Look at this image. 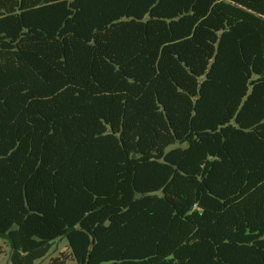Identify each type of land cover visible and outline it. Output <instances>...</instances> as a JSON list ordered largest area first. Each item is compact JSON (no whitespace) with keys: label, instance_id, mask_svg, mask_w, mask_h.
I'll list each match as a JSON object with an SVG mask.
<instances>
[{"label":"trees","instance_id":"obj_1","mask_svg":"<svg viewBox=\"0 0 264 264\" xmlns=\"http://www.w3.org/2000/svg\"><path fill=\"white\" fill-rule=\"evenodd\" d=\"M0 239L264 264V0H0Z\"/></svg>","mask_w":264,"mask_h":264},{"label":"rangeland","instance_id":"obj_2","mask_svg":"<svg viewBox=\"0 0 264 264\" xmlns=\"http://www.w3.org/2000/svg\"><path fill=\"white\" fill-rule=\"evenodd\" d=\"M0 246L4 250V254L0 256V264H11L10 257L12 250L8 241H6L5 239H0ZM61 253H69V246L65 239L56 241L53 244L48 256L45 259L38 261L36 264H49L52 258L58 257Z\"/></svg>","mask_w":264,"mask_h":264}]
</instances>
